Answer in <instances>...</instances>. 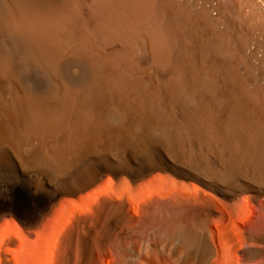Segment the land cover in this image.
Listing matches in <instances>:
<instances>
[{
    "label": "bare ground",
    "instance_id": "6f19581e",
    "mask_svg": "<svg viewBox=\"0 0 264 264\" xmlns=\"http://www.w3.org/2000/svg\"><path fill=\"white\" fill-rule=\"evenodd\" d=\"M0 264H264V0H0Z\"/></svg>",
    "mask_w": 264,
    "mask_h": 264
}]
</instances>
